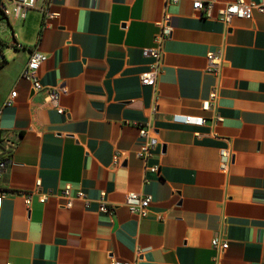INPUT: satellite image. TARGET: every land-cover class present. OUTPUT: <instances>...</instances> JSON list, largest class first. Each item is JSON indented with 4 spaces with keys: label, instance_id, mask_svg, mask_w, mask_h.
<instances>
[{
    "label": "crops",
    "instance_id": "crops-1",
    "mask_svg": "<svg viewBox=\"0 0 264 264\" xmlns=\"http://www.w3.org/2000/svg\"><path fill=\"white\" fill-rule=\"evenodd\" d=\"M194 1L37 0L23 20L0 15V264H264V12L223 22L218 9L234 0H215L211 16ZM43 7L55 13L47 28ZM165 15L170 37L144 84ZM33 49L47 55L37 90L22 77ZM48 87L66 89L64 112ZM141 123L158 140L147 160ZM37 179L51 193L27 206L18 192ZM66 184L89 206H64ZM102 192L112 212L99 209ZM129 192L151 196L146 216L130 212Z\"/></svg>",
    "mask_w": 264,
    "mask_h": 264
},
{
    "label": "built area",
    "instance_id": "built-area-1",
    "mask_svg": "<svg viewBox=\"0 0 264 264\" xmlns=\"http://www.w3.org/2000/svg\"><path fill=\"white\" fill-rule=\"evenodd\" d=\"M215 0H207L203 2L201 0H196L193 3V7L196 12L200 14H205L206 16H211L213 4ZM37 5V0H0V15L7 18H14L23 20L26 18L29 10L35 8ZM257 10L264 12V0L261 3L248 2L246 0H234L227 4H224L218 9L217 18L223 22H230L234 17L237 18H250L253 11ZM43 17H42V28H47L49 26V21L55 16V13L50 11L48 7H43ZM168 15L163 18V23L161 24V31L155 36L156 45L150 48L144 49V54L149 55L153 58V62L150 64V68L141 73L140 79L144 84L153 85L156 82L157 75L160 68V62L162 57V44L170 37V29L167 25ZM208 67L210 71H216L222 65L221 51L214 50L207 52ZM47 60V55L38 49H33L30 56L25 64L22 71V77L31 81L34 90L40 89L42 84L39 80L38 70L43 62ZM66 92L65 88L48 87L46 88L45 101L49 102L55 106L59 112H64L63 108L59 106V96L61 93ZM16 91L11 92L10 98L7 99L6 104H11L16 96ZM216 97L215 90L210 93L209 99L204 100L202 106L204 108H209L212 105L213 100ZM203 121L201 118H194L192 116H184V121L190 122L193 120ZM151 128L144 123L139 124V135L145 138V143L140 147L138 151V156L147 160L154 148L156 147L158 140L151 134ZM221 169L225 170L227 163L229 161V154L226 150L222 149L220 151ZM7 166V161L0 156V177L4 174L5 168ZM153 171L158 170V166H149ZM24 197L25 203L29 206L32 202L33 196H37L40 202H45L50 191H43L41 189V180L37 179L35 181V187L29 191H19ZM59 196L64 200V206L71 207L74 200H81L86 206H89L91 199L89 196L81 189L74 191L70 184L64 185ZM104 192L100 196L99 209L101 211L112 212L108 207L106 201L104 200ZM5 197V192L0 190V210L2 208L3 199ZM151 202L150 195H140L137 192H129L126 198V205L130 212L137 214L139 216H146L149 212V205ZM214 248L220 247L225 249L228 246L226 241H220L217 237H214L211 241ZM6 264H11L7 262ZM108 264H133L129 261H120L112 259Z\"/></svg>",
    "mask_w": 264,
    "mask_h": 264
},
{
    "label": "trees",
    "instance_id": "trees-1",
    "mask_svg": "<svg viewBox=\"0 0 264 264\" xmlns=\"http://www.w3.org/2000/svg\"><path fill=\"white\" fill-rule=\"evenodd\" d=\"M2 17H4V16H2Z\"/></svg>",
    "mask_w": 264,
    "mask_h": 264
}]
</instances>
